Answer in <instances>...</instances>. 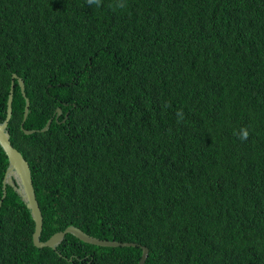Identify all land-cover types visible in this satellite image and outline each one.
<instances>
[{
  "label": "trees",
  "instance_id": "obj_1",
  "mask_svg": "<svg viewBox=\"0 0 264 264\" xmlns=\"http://www.w3.org/2000/svg\"><path fill=\"white\" fill-rule=\"evenodd\" d=\"M12 82L40 241L135 247H34L0 146V264H264V0H0V123Z\"/></svg>",
  "mask_w": 264,
  "mask_h": 264
},
{
  "label": "water",
  "instance_id": "obj_2",
  "mask_svg": "<svg viewBox=\"0 0 264 264\" xmlns=\"http://www.w3.org/2000/svg\"><path fill=\"white\" fill-rule=\"evenodd\" d=\"M12 77L13 79L17 80L22 96L25 99V107H24V114H23V122H24L27 118V114L29 111V100L25 96L24 83L22 79L18 78L15 74ZM13 87H14V83L12 82L9 95H8V100H7L6 117H5V120L2 123H0V146L3 149L8 159V169L5 173L3 183H2V186H3L2 188L4 189L2 198L5 197L6 195L5 188L7 185H9L18 194L21 200L26 204L27 208L30 211L31 218L34 222V231L32 234V243L34 247L50 248V249L55 250L56 247L64 240L65 235L67 234L72 235L73 237H75L76 239H78L79 241L85 244L99 246V247H112V248L135 247L134 243H121V242H116V241L100 240L96 237H93V236H90L84 233L80 229L73 227V226H69L63 231L55 233L46 241H40L43 220H42V215H41L38 202L36 200L34 188L32 185V178H31L29 165L27 161L23 158L21 153L12 146V144L10 143V136L7 132L8 123L10 121L11 114H12ZM60 114H61V109L58 108L56 121L58 120ZM50 124H51V120H48L45 127L42 128L40 131L41 132L47 131ZM33 132L34 130L24 131L26 135L32 134ZM147 255H148V249L143 247L142 255H141V258L138 264H144V262L146 261Z\"/></svg>",
  "mask_w": 264,
  "mask_h": 264
},
{
  "label": "clouds",
  "instance_id": "obj_3",
  "mask_svg": "<svg viewBox=\"0 0 264 264\" xmlns=\"http://www.w3.org/2000/svg\"><path fill=\"white\" fill-rule=\"evenodd\" d=\"M86 3L89 6L95 5V6L99 7L101 5V0H86ZM119 6H123V5L121 4ZM166 107H167V105H166ZM177 116H178V122H179V120H181L183 118L182 110L177 111ZM237 135H238L239 139L246 140L248 138V131L246 129H241L240 132L237 133Z\"/></svg>",
  "mask_w": 264,
  "mask_h": 264
}]
</instances>
